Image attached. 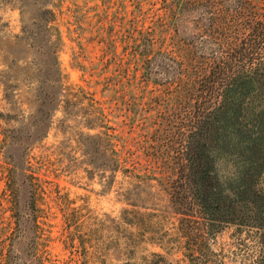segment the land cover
I'll use <instances>...</instances> for the list:
<instances>
[{
	"label": "rangeland",
	"instance_id": "1",
	"mask_svg": "<svg viewBox=\"0 0 264 264\" xmlns=\"http://www.w3.org/2000/svg\"><path fill=\"white\" fill-rule=\"evenodd\" d=\"M42 8L53 47L33 36ZM254 190L264 0H0V264H264Z\"/></svg>",
	"mask_w": 264,
	"mask_h": 264
},
{
	"label": "trees",
	"instance_id": "2",
	"mask_svg": "<svg viewBox=\"0 0 264 264\" xmlns=\"http://www.w3.org/2000/svg\"><path fill=\"white\" fill-rule=\"evenodd\" d=\"M43 6L44 5H42V7ZM29 17L32 18V26L34 28L33 36L36 39L44 40L45 44L52 47L59 42V33L56 30V28L52 25V22L54 20L53 10L42 8L41 10L35 12V14L29 15ZM17 38L19 40L24 41L27 38V32L23 36H19ZM44 57H46V59L47 58L56 59L54 52L49 54L45 52ZM52 70L53 71L55 70V66ZM52 70H50V66L48 64L47 73L50 74ZM50 77L51 76L48 75L46 78L47 80H50L49 82L50 84L46 83V87L48 88L55 81V80H51L54 77L53 78ZM206 78H208V80L203 84V87L201 89V95L204 101H206V99L210 97V93L212 92L211 85L213 81L210 79L212 78L211 75H207ZM48 104L49 101L41 100L40 102V105L42 106L44 105L48 106ZM209 125H210L209 114L204 113L202 107H199L198 113L196 115V120L194 122L193 130L190 133L187 149L185 152L184 170L187 173V175H189V178H191L193 184L196 183L197 171L205 154V147H206L205 136L209 128ZM211 192H212L211 188L208 190V187H205L203 190L204 199H207ZM214 194H215L214 201L218 204L219 195L221 194V191L216 190ZM252 203L255 210V216L257 222L261 226L264 232V194L257 190H254L252 192Z\"/></svg>",
	"mask_w": 264,
	"mask_h": 264
}]
</instances>
